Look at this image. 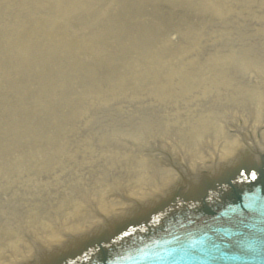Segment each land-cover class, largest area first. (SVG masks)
Listing matches in <instances>:
<instances>
[{
    "label": "rangeland",
    "instance_id": "obj_1",
    "mask_svg": "<svg viewBox=\"0 0 264 264\" xmlns=\"http://www.w3.org/2000/svg\"><path fill=\"white\" fill-rule=\"evenodd\" d=\"M185 80L227 83L205 90L215 101L210 112L248 108L249 97H235L237 87L264 84V0H0L3 241L28 239L37 211L54 217L71 200L105 191L124 174L122 146L140 152L135 160L151 154L168 166L164 140L127 139L121 123L137 124L139 110L162 116L168 103L156 107L153 89ZM224 95L233 98L219 106ZM12 193L22 201L5 203Z\"/></svg>",
    "mask_w": 264,
    "mask_h": 264
},
{
    "label": "bare ground",
    "instance_id": "obj_2",
    "mask_svg": "<svg viewBox=\"0 0 264 264\" xmlns=\"http://www.w3.org/2000/svg\"><path fill=\"white\" fill-rule=\"evenodd\" d=\"M235 59L240 60V57H235ZM214 68L219 69L222 66ZM188 73H184L182 77L188 78ZM202 83L205 84H196L195 86L186 80L180 82L170 81L165 84V89L158 90L154 88V95L150 101H154L156 107L159 106L157 103L167 102L168 104H165L168 106L167 111L160 116V113L139 110L136 114L137 117H135L136 120H134L137 124L132 126L127 122L121 123V129H123L121 132H128L123 133V137L127 139L148 142L157 136L164 140L168 144V164L173 162V165H179L188 173V178L196 175L197 171L205 170L264 137V127L262 126L264 124V84L262 82L256 84L257 89L255 91L252 90V84L242 87L236 86L242 94V98L235 97L237 98L236 102L249 97L250 103L242 113L231 106L232 109L227 111L228 117L222 115L225 109L219 110L217 114L215 111L210 112L209 107L215 106V101L211 102L213 94L205 91L209 89L216 92L215 87L227 85V83L224 82L219 85L218 82L213 80ZM234 86L231 84V87L234 88ZM202 87H205L203 92L200 91ZM241 88H244L245 91ZM193 91H197V94L191 95ZM157 92L165 96H156ZM177 94H180V96H177ZM231 94L234 96L233 92ZM228 96H222L223 98L219 102L218 98L216 99L219 106L233 98H228ZM135 105L138 104H134V108ZM212 114H214L217 122L212 119ZM158 115L162 118H158ZM236 115H240L237 123L234 121L237 118ZM226 119L228 121L229 119L233 120V124L226 123ZM222 123L225 124L222 125ZM240 124L251 125L252 128L250 131L241 132L239 130ZM175 127L176 131H174ZM174 133L183 135L181 140L173 141ZM121 149L124 151L122 153L123 166L121 169L128 170L125 174L112 179L106 186L105 191L90 193L82 200H71L68 204L66 203L68 208L59 209L54 217L47 215L44 218L42 216L43 212L37 211V215L41 219H34L31 222L30 227L32 230L28 226L31 232L30 240L17 235L12 238L11 242H6L3 241L4 237H0V261L30 255L63 244L68 238L85 235V232L92 231L97 225L104 223L105 220L116 217L119 213L124 214L126 211L123 209L127 207V210L130 207L131 200L135 199L140 203L147 199L150 194H162L178 183L179 178L173 170L168 168L169 165L156 161L153 155L146 154L135 160L136 156H141L140 152L136 156L128 155L126 153L132 149L127 146H122ZM40 166V170H43L44 166ZM73 172L71 171L76 178L80 176V173L77 175ZM28 180L31 184L37 183L40 189L45 187V183L42 181H34L31 177ZM69 192H72L71 189H69ZM21 195L23 194L21 193ZM11 199L13 201L6 199L5 203L22 201V198H18L17 194L14 195V193H12ZM85 199L87 201H84ZM59 203H63V201ZM141 204H136V207ZM117 211L121 212L116 214ZM29 243L32 247L29 246Z\"/></svg>",
    "mask_w": 264,
    "mask_h": 264
},
{
    "label": "water",
    "instance_id": "obj_3",
    "mask_svg": "<svg viewBox=\"0 0 264 264\" xmlns=\"http://www.w3.org/2000/svg\"><path fill=\"white\" fill-rule=\"evenodd\" d=\"M263 146L264 137L205 170H219L223 163L236 162L245 154L253 159L255 151L262 150ZM255 168L260 170L257 165ZM196 176L189 180L194 182ZM225 181L228 182V179ZM245 190L242 192L233 188L229 193L222 190L207 195L210 189H200L198 200H189L170 208L166 205L151 225L147 224L150 213L142 223L137 220L134 228L146 233L141 239L137 238L138 231L131 235L133 227L129 230L124 224L106 235L102 243L89 239L93 242L88 244V252L83 253L86 255L72 254L73 257L66 263L264 264V179ZM43 252L2 260L0 264H26L39 260Z\"/></svg>",
    "mask_w": 264,
    "mask_h": 264
}]
</instances>
